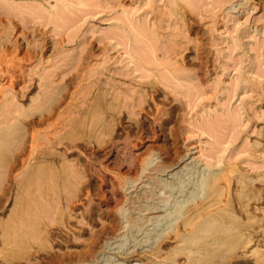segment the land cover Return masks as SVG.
I'll use <instances>...</instances> for the list:
<instances>
[{
    "label": "rangeland",
    "instance_id": "374dc122",
    "mask_svg": "<svg viewBox=\"0 0 264 264\" xmlns=\"http://www.w3.org/2000/svg\"><path fill=\"white\" fill-rule=\"evenodd\" d=\"M0 264H264V0H0Z\"/></svg>",
    "mask_w": 264,
    "mask_h": 264
},
{
    "label": "bare ground",
    "instance_id": "6f19581e",
    "mask_svg": "<svg viewBox=\"0 0 264 264\" xmlns=\"http://www.w3.org/2000/svg\"><path fill=\"white\" fill-rule=\"evenodd\" d=\"M187 168V167H186ZM193 168V167H192ZM189 169V168H188ZM171 170V169H170ZM190 170V169H189ZM181 171V170H180ZM186 171V170H185ZM206 171V170H205ZM202 172V171H201ZM173 173V172H172ZM170 175V174H169ZM172 176V175H171ZM163 177V176H162ZM173 177V176H172ZM176 177H177V175H176ZM171 178V177H170ZM178 178V177H177ZM206 178V177H205ZM204 178V179H205ZM168 179V178H167ZM174 179V178H173ZM163 181V180H162ZM135 182H137V181H135ZM164 182V181H163ZM167 182H168V180L166 181V184H167ZM140 183V182H139ZM172 183V182H171ZM204 183H205V181H204ZM163 184V183H162ZM141 186V185H140ZM175 187V186H174ZM173 187V188H174ZM178 188V187H177Z\"/></svg>",
    "mask_w": 264,
    "mask_h": 264
}]
</instances>
